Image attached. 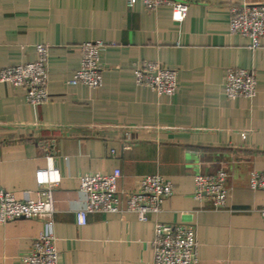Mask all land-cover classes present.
<instances>
[{"label": "crops", "instance_id": "crops-1", "mask_svg": "<svg viewBox=\"0 0 264 264\" xmlns=\"http://www.w3.org/2000/svg\"><path fill=\"white\" fill-rule=\"evenodd\" d=\"M183 22L141 0H0V67L36 62L48 46V102L34 106L26 91L0 84V192L38 200L52 191L59 264H152L156 222L195 226L198 264H264V48L231 34V8L264 0H186ZM103 42V84L69 81L81 65L80 46ZM160 63L178 72L172 96L136 83L134 69ZM228 69L255 73L257 94L229 100ZM120 169V192L159 175L174 184L163 211L140 221L134 213L90 214L80 177ZM47 173L40 186L38 172ZM228 175L227 208L194 198L195 175ZM43 219L0 223V264L23 256L44 231Z\"/></svg>", "mask_w": 264, "mask_h": 264}, {"label": "built area", "instance_id": "built-area-1", "mask_svg": "<svg viewBox=\"0 0 264 264\" xmlns=\"http://www.w3.org/2000/svg\"><path fill=\"white\" fill-rule=\"evenodd\" d=\"M148 11L169 7L172 18L183 22L188 14L186 0H141ZM134 0H129L133 5ZM231 34L251 40L249 48H264V4H242L231 8L229 19ZM106 47L103 42H87L80 46L81 65L70 85L83 84L97 89L103 84L100 57ZM36 62L0 67V84L26 91V100L34 106L48 102V46L36 47ZM136 83L147 86L159 95L172 96L178 87V72L160 63L144 62L134 69ZM225 94L229 100L253 99L257 94L255 73L247 69H228L226 73ZM122 177L120 169L110 175L85 174L80 177V190L85 195V206L77 212L78 226L88 222L90 214L134 213L140 221L163 211V204L174 195V184L159 175L146 176L140 180L139 189L129 193L119 190ZM46 172H38L40 186L47 184ZM228 175L224 171L215 174L198 173L195 175L194 198L199 202L208 201L213 210L227 208L229 191ZM249 187L253 191L264 190V175L255 170L250 172ZM264 220V207L257 210ZM54 198L51 190L43 193L38 200L20 199L12 192H0V223L18 219H43L44 231L33 241L30 252L23 256L24 264H59L56 236L54 234ZM198 239L195 226L156 222L152 242V264H198Z\"/></svg>", "mask_w": 264, "mask_h": 264}]
</instances>
